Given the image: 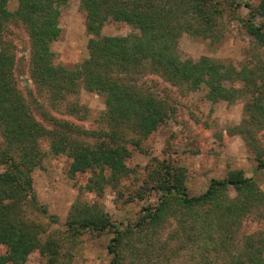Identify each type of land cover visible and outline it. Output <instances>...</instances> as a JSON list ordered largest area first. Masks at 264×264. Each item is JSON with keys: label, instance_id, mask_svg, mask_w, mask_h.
Here are the masks:
<instances>
[{"label": "rangeland", "instance_id": "374dc122", "mask_svg": "<svg viewBox=\"0 0 264 264\" xmlns=\"http://www.w3.org/2000/svg\"><path fill=\"white\" fill-rule=\"evenodd\" d=\"M82 1L55 3L60 30L50 41L51 63L69 71L61 76L63 80H68L69 73L76 71L91 55L93 34L87 29V10ZM138 1L145 5L149 1L155 3L163 15L176 16L184 27L191 21L197 25L196 18L200 14L202 19L206 18L204 16L214 18L202 25L203 34H193L197 27L187 26L182 30L172 44L180 61H197L208 56L225 65L232 64L236 69L250 65L257 69L256 75L250 81L242 76L225 81L234 90L233 97L212 100L207 96L206 86L195 88L188 81L175 82L145 61L130 65L126 68L129 73L125 82L137 84L164 100L167 114L148 136L134 130L133 120L124 126L118 141L127 147V168L120 177H112L109 170L104 178L99 169L74 170L70 157L52 152L49 142H42L41 149L23 167L32 176L40 207L28 194L22 209L27 217L42 223L57 240L58 257L63 264H114V255L108 246L116 235L115 228L109 225L98 230L93 224H84L88 214L96 212L122 228L116 247L123 264H206L210 252L212 257L224 259L227 253L214 251L222 248L220 245L215 248L208 240L222 223L215 220L208 227L205 221L221 207V201L238 198L234 186L216 191L214 199L192 208L183 207L175 198L159 218L154 221L147 218L138 223L146 207L155 210L160 203L161 191L155 185L166 168L170 170L168 177L177 182L182 180L189 195H201L207 191L211 179L228 178L237 171L252 177L264 192V167L259 165L264 162V117L254 107L259 92L251 89L264 84V46L254 40L244 24L261 0H203L200 14L199 9H187L182 2L187 0ZM19 3L20 0H8L7 7L16 10ZM256 20L262 17L256 15ZM101 33L125 38L141 35L142 29L133 25L131 19L110 16L103 23ZM4 35L5 46L15 57L12 95L23 96L36 118L48 127L53 125V119H67L82 128L107 135L110 127L102 116L106 103L101 93L87 89L80 81L74 88H70L71 82L64 97L51 79L47 80L46 74H50L45 72V61L38 56L34 64L37 54L26 26L13 22ZM260 66H263L262 72L258 69ZM75 107L80 108L76 113L72 112ZM1 126L0 144L5 145ZM97 136L81 134L78 137L94 143L103 139ZM12 144L16 149L19 146ZM93 176H96L95 181ZM99 177L100 181L93 188ZM76 216L81 220L71 225ZM232 228L235 231L231 242L242 247L246 235L264 230V203L252 205ZM6 249L0 243V255ZM262 255L264 264V253ZM48 259L46 254L34 250L25 264H49Z\"/></svg>", "mask_w": 264, "mask_h": 264}, {"label": "trees", "instance_id": "16d2710c", "mask_svg": "<svg viewBox=\"0 0 264 264\" xmlns=\"http://www.w3.org/2000/svg\"><path fill=\"white\" fill-rule=\"evenodd\" d=\"M61 1L63 0H20L19 8L10 10L7 7L8 0H0V124L5 138V145L0 144V243L7 248L6 252L0 255V264H25L34 250L46 254L49 264H63L58 257L57 240L50 236L42 223L27 217L22 209L23 200L28 194L32 201H36L37 207H40L32 176L23 167L27 166L41 149L42 142L48 141L52 152L70 157L74 170L88 172L99 169L102 178L109 170L112 177H120L126 173L127 147L121 146L118 138L127 122L133 120L134 130L140 135L148 136L165 120L167 109L164 100L144 91L137 84L125 82L129 73L126 68L130 65L145 61L175 82L188 81L195 88L206 86L207 96L212 100L233 97L234 90L228 87L225 81H232L236 76L250 81L256 75L257 69L247 64L236 69L232 64L225 65V62L208 56L190 62L177 58L176 49L172 48V44L176 42L182 30L188 28L187 26L197 27L192 31L193 34H203L202 25L214 20L210 16H204L206 18L202 19L199 8L203 0L182 1L188 10L199 9L200 14L196 18L197 25L191 21L187 22L185 27L184 23L177 21L176 16L163 15L155 3L150 4V1L145 5L138 0H83L87 10L86 26L93 34L90 39L91 55L76 71L69 73L68 80H63L61 76H66L69 71L51 63L50 52V41L58 36L60 30L55 3ZM256 15H260L262 20H256ZM110 16L131 19L133 25L142 29V34L128 35L125 38L102 35L103 23ZM13 22L26 26L32 37L34 53L37 54L33 62L36 64L39 57L45 61V72L49 71L50 74H46L47 80L51 79L59 93L62 92L65 97L71 82L70 88H74L83 81L87 89L104 96L106 109L102 116L110 127L107 135L82 128L67 119H53V125L48 127L36 118L23 96L12 95L15 57L8 51L3 38L5 29ZM244 24L254 40L264 46V0L260 1L249 19L244 20ZM262 68L263 66L258 67L261 72ZM52 71L54 73H51ZM251 89L259 92L254 107L256 112L259 111L264 117V84L261 88ZM82 107L89 112L88 108ZM78 109L80 108L75 107L72 112L76 113ZM81 134L98 135L97 137L103 139L91 143L80 139L78 136ZM12 142L19 144L17 149ZM159 165L162 166L160 163ZM259 165L264 167V162ZM169 174L170 170L166 168L161 177L159 176L155 187L161 191V201L155 210L146 207L147 211L139 224L147 218L152 221L159 218L175 198L183 207L192 208L214 199L216 191L234 186L238 190V198L221 201V207L205 221L208 227L215 220L222 223V227L211 233L208 240L215 248L219 245L222 248L214 251L222 250L227 255L221 259L216 255L212 257L210 252L205 263L263 264L264 230L246 235L242 247L231 242L235 231L232 227L248 213L252 205L264 203V192L252 177H246L241 171L232 172L228 178L211 179L207 191L203 194L189 195L182 186V180L177 182L168 177ZM100 178L96 183L93 182V188L97 186ZM94 179L96 176L92 177L93 181ZM177 193L179 195L175 197ZM76 217L70 222L71 225L76 220H81ZM104 218L98 212L89 213L84 224H93L98 230H104L109 225L115 228L116 235L112 237L108 249L114 255V264H123L116 247L123 230Z\"/></svg>", "mask_w": 264, "mask_h": 264}]
</instances>
